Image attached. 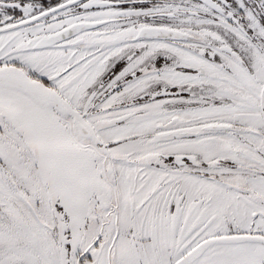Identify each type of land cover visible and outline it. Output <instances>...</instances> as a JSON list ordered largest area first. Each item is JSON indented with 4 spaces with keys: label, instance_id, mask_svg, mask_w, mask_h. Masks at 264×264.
I'll use <instances>...</instances> for the list:
<instances>
[{
    "label": "snow or ice",
    "instance_id": "snow-or-ice-1",
    "mask_svg": "<svg viewBox=\"0 0 264 264\" xmlns=\"http://www.w3.org/2000/svg\"><path fill=\"white\" fill-rule=\"evenodd\" d=\"M0 264H264V0H0Z\"/></svg>",
    "mask_w": 264,
    "mask_h": 264
}]
</instances>
